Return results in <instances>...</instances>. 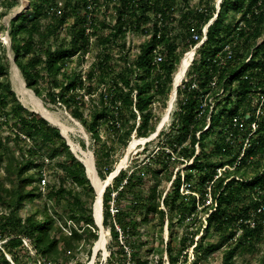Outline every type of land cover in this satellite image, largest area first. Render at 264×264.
Wrapping results in <instances>:
<instances>
[{"label": "trees", "instance_id": "1", "mask_svg": "<svg viewBox=\"0 0 264 264\" xmlns=\"http://www.w3.org/2000/svg\"><path fill=\"white\" fill-rule=\"evenodd\" d=\"M143 1L148 4L142 8L145 14L149 3ZM211 1L210 12L205 13L189 7V0H155L156 9L169 11L177 21L174 26L165 24L159 37L154 23L155 33L139 44L134 57L124 48L126 33L121 27L103 34L99 31L104 27L101 24L94 34L99 51L84 75L69 70V64L75 54L83 59L89 49L81 14L85 0H63L61 7L60 0H29V8L10 20V48L26 85L46 104L63 105L82 123L92 141L90 148L102 177L106 178L116 167L114 141L126 145L133 130L139 137L155 131L159 116L153 113V102L159 97L166 103L177 64L183 52L195 42L188 40L190 27L200 30L212 16L215 0ZM122 5L118 7L120 14L126 11ZM59 7L62 11L57 13ZM51 8L54 9L50 11L51 20L43 24L41 18ZM219 8L208 26L207 40L197 47L188 69L187 88L177 89L170 124L156 135V146H144L138 153L147 152L144 158H132L130 166L122 168L103 193V224L109 227L111 240H120L115 222L108 223V219L113 220L110 201L114 192L120 209L116 223L125 240L139 235L150 212L157 213L160 226L166 214L175 212L181 220L199 211L207 214L206 224L196 241V231H186L180 237L177 252H172L167 245L173 264L193 244L195 259L189 264H197L224 245L223 264H232L237 254L254 251L258 245H262L259 264H264V103L259 114H255L264 93V0H221ZM169 17L166 15L165 20ZM65 24L68 40L60 38ZM51 38L55 40L54 45ZM158 43L162 45L164 58L154 63L153 48ZM227 43H231L232 57L225 66H220L214 57ZM117 47L120 52L116 62ZM8 71L6 52L1 51L0 123L9 130L2 136L6 140L0 138V168L5 172V176L0 175V201L9 210L0 213V264H22L18 249H27L30 253L24 238H28L34 249V264L39 261L59 264L61 260V264H66L82 240L93 243L99 237L92 210L96 192L86 175L85 165L71 151L60 129L19 100L7 77ZM214 76L215 87L210 85ZM41 81L46 82L45 88L40 85ZM193 81L196 86L189 87ZM220 88L223 93L218 94ZM206 94L213 100L202 110ZM209 112V126L204 129ZM235 116L239 118L236 124L233 123ZM254 119L258 127L242 154ZM9 141L14 147L8 145ZM79 142L85 147L84 139ZM188 161L182 173L179 166ZM248 168L253 170L249 175ZM49 169L57 172L58 182L46 184L44 196L53 204H64L67 215H61L60 219L62 226L69 225L70 233L62 231L61 222L58 224L53 215L41 213L42 219H38V212L25 217L18 215L27 200L42 196L41 188L29 185L42 180ZM164 175L171 183L163 195L150 183ZM182 179L190 182L197 179L199 186L194 191L198 197L180 191ZM7 181L10 188L5 186ZM67 182L79 190L71 192ZM144 189L148 190L146 196L141 192ZM86 197L90 198L89 205ZM135 214H139V220ZM172 219L170 216L168 224ZM12 229L17 233L11 232ZM53 229L60 234H55ZM213 234L216 240L206 239ZM136 255L143 263L137 252ZM187 257L186 254L184 261Z\"/></svg>", "mask_w": 264, "mask_h": 264}, {"label": "rangeland", "instance_id": "2", "mask_svg": "<svg viewBox=\"0 0 264 264\" xmlns=\"http://www.w3.org/2000/svg\"><path fill=\"white\" fill-rule=\"evenodd\" d=\"M197 0H193V3H195ZM8 0H0V52L1 51H5L7 58H8V65H9V71H8V79L11 82L12 88L15 90L17 97L19 98V100L23 103V105L28 108L29 110L38 113L39 115H41L38 111H36L26 100L25 98L22 96V94L19 92L18 90V83L15 79L14 76V70L15 68L19 70L22 78L24 79L20 69L18 68V66L15 64L14 59V55L13 52L11 51L10 48V44H11V39H9V32H8V27L10 24V20L17 16L19 13H21L22 11H25L27 8H29L30 4H29V0H15V2H13L11 5H8ZM177 2H180V0H177ZM207 4H212L211 0H206ZM60 7L63 5V0H60L59 2ZM59 7V8H60ZM50 11L54 12V9L51 8V10H49V12L42 17V23L45 24L47 23L49 20H51V16L50 14H52ZM72 20V19H70ZM69 20V21H70ZM67 25L65 24L63 26V28L61 29L62 32H60V38H66V40L69 39V36L67 35L66 32V28ZM103 34H106L104 32H101ZM9 35V36H8ZM128 40H130V44H129V49H130V54L134 55L136 53V49L138 44H140V42H142L144 40V37L140 36L139 34H134V36L130 35L128 37ZM52 45L53 42H55V40H53V38L50 39ZM49 41L46 42V44ZM115 48V61L117 62L118 56H119V52L120 50ZM99 51V46H97L95 44V42L93 43V45L88 49V51H86V53L83 56V59L79 58L78 54H75L72 58V62L69 64V70H77L80 71L81 74L84 75V72L89 68V65H91V63L93 61H95V58L97 56V52ZM182 57V56H181ZM3 77L1 76L0 79H2ZM25 80V79H24ZM41 86H43V88H45L46 82L45 81H41ZM28 87V86H27ZM173 89V83L169 89V94L166 100V103H164V101L162 99H160L159 97H156L155 101L153 102V113L156 116H159V120L156 123V127L155 130L157 128V126L159 125V123L162 121L163 122V126H168L171 122V112L173 111V109L176 106L175 102H171L170 105V94H171V90ZM36 94V93H35ZM40 97V96H39ZM42 99V101L44 102V104L51 109L52 111H54L59 117L60 119H62L67 125L73 127V129H71L69 131V135L70 137L77 143L80 144L79 140L80 139H84L85 141V147H83L81 144V146L86 149V150H92L90 148V144L92 143V141L89 138V134L86 132H82V127H84L82 125V123L74 118L69 111L60 104H54V103H49L46 104L44 99L42 97H40ZM169 111V115L167 117L166 120L164 119V115L166 113H168ZM88 111L85 112V114H87ZM2 117L0 116V122ZM139 119V117H137V120ZM52 124V123H51ZM54 125V124H52ZM55 126V125H54ZM161 127V128H162ZM160 128V129H161ZM85 129V128H84ZM9 130V127H7L6 125H2L0 123V138L1 140H6L3 139L2 136H4V134H6ZM160 131V130H159ZM101 133L102 135L105 137V133H104V128L102 127L101 129ZM134 137H139L138 135H136L135 130L132 131L131 133V137L129 142L126 145H122L119 141H114L115 142V152H114V156L117 159L116 161V165L120 162V160L122 159V157L124 155H126L128 152V157L126 159V162L123 166V168H128L131 164V160L132 158L139 156L140 158H144L145 154L147 152H142L140 154H138L139 152H141V150L143 149L144 146H149L150 148H154L156 146V141L157 138L156 136H153L150 140H152L150 143L146 144V142H138L136 145H134L133 147H131V149L128 151L129 149V144L130 141L134 138ZM27 140V139H26ZM26 142V141H25ZM28 142V141H27ZM8 145L10 147H14V144L12 141L8 142ZM26 145V143H25ZM197 149L199 150V147H197ZM16 153H19V150L16 149ZM175 156H177V153H174ZM185 162L183 164H181L179 166L181 172L183 173L184 170V166L189 163ZM97 169V168H96ZM176 169H178V167H176ZM175 169V170H176ZM248 175L252 173V169L248 168ZM98 172V170H97ZM99 174V173H98ZM0 175L1 176H5V172L3 167L0 168ZM99 176L102 179H106L104 177H102L100 174ZM44 178H45V183L42 182V180L40 181H35L33 182L31 185H29V187H39L42 189V196L40 197H36L33 200H27L25 202V204L19 209L18 211V215L25 217L26 215L33 213V212H38L37 217L38 219H42L41 213H46V214H50L55 216V218L57 219V222L62 228V231H65L66 226H62V221L60 219L61 215H67L66 214V210H65V206L64 204H53L51 201L47 200L46 197L44 196V192L45 190V186L46 184H53V183H57V172L53 169H49L47 171H45L44 174ZM170 183L171 180H168L167 177L164 175L162 176V178L157 181V180H151V186L155 187L157 192H162L163 195L165 194V192L167 191V189L170 187ZM192 186L191 187V193L195 194L197 197L199 196L198 192L194 191V188L196 189L199 186V183L197 181V179H194L191 181ZM111 184V183H110ZM5 186L6 188H10V183L9 181L5 182ZM67 186L69 188V190L71 192H75L77 190H79L78 186H75L72 183L67 182ZM143 192V196H146L148 194V190L144 189ZM86 203L89 205L90 204V198L86 197ZM159 200H162V196L159 198ZM64 201H66V198L64 197ZM211 201V198H208V202ZM122 203L125 202V199L121 200ZM161 207L165 208V210L167 209L165 205H163L161 203ZM201 206L198 207L199 210H201ZM9 210V208L7 206H5L3 203H1L0 201V213L1 212H7ZM103 210H104V206H103ZM148 221L143 223L141 225L140 228V233L139 235L133 236L130 238V240H135V248H136V252L137 254H139L141 260L146 258L148 259V256L150 255V253H159L162 250V240H168V244L169 247H171L172 252H177L180 246V237L182 235H184L186 233V231L188 233L193 231H196V233L194 234V240L196 241L199 237V235L202 233L203 228L206 224V220L205 217L207 214H205L202 211H199L197 214H190L186 219H179L178 214L171 213L170 215L166 214L165 215V221L163 222L162 226H160V220L158 218L157 213L153 214V213H148ZM136 219L139 220L140 216L139 214H135ZM172 217V221L170 224H168V219L169 217ZM60 220V221H59ZM111 221H113L111 218L108 219V223H111ZM202 223V224H200ZM67 224H70V222H68ZM104 225V224H103ZM69 227V225H68ZM105 229L108 230L107 233V240H111V231L109 229L108 226L104 225ZM198 227V229H197ZM55 228V227H54ZM54 230V229H53ZM99 231V229H98ZM8 231H5V234H7ZM11 232H15L17 233V230L15 231V229H12ZM55 234H60V232L55 229L54 230ZM217 236L216 234L210 235L208 236L206 239L207 240H216ZM26 241L29 243L28 238ZM25 242V241H24ZM95 242L93 243H89L86 240H82L78 246L76 247V249L72 250L71 253H74V257L71 258L69 261H67L66 264H86L88 261H90L92 259V254H93V247H94ZM114 244V243H113ZM262 245H258V247L256 248V250L254 251H247L241 254H237L233 260L232 264H259L260 263V258H261V254H262ZM194 244L191 245L190 247H187L188 249L186 250L188 253V256L190 257V259L187 262H192L195 259V251L193 249ZM27 248L30 250V253L27 252V249H18L17 254L19 257V261L22 264H34L35 260L34 258V249L33 247L30 248L27 245ZM226 248V245L221 246L220 248H217L216 250H214L213 252H211L207 258L205 259H201L197 264H223L222 263V255H223V250ZM68 255H71L70 253H67ZM118 255H119V250H118ZM9 258H11V255H9ZM143 258V259H142ZM12 260V259H11ZM63 260L59 261L61 264ZM189 264V263H187Z\"/></svg>", "mask_w": 264, "mask_h": 264}, {"label": "built area", "instance_id": "3", "mask_svg": "<svg viewBox=\"0 0 264 264\" xmlns=\"http://www.w3.org/2000/svg\"><path fill=\"white\" fill-rule=\"evenodd\" d=\"M149 3V8L146 9L145 14L142 11V8L148 6L146 2L143 0H125L122 2V0H85V2L82 5L81 8V14L82 19L84 21V27H85V34L89 37V48L93 45L95 42L94 34L97 27H100L101 24H104V27L102 29H99L100 33L104 32L106 34H110L113 31H116V29L120 26L121 30L126 33V42H125V49L129 50V44L130 40H128V37L130 35L134 36V34H139L140 36L144 37V39L150 38L154 33V23L157 27L156 36H161L162 28L165 24L173 25L177 21L173 16H171L169 11H164L161 9H156L155 0H147ZM162 1V0H161ZM200 1L197 0L195 3H193V0H189V7H193L198 9L199 11L209 13L210 8L207 4L206 0L202 1V3H199ZM221 0H215L214 1V7L215 10L212 12V16L201 25V29L198 30L194 26L190 27V38L188 40H195L193 44L190 45V47L185 50L182 54V57L180 60H182L183 56H185L188 52L191 51V55L189 56V63L186 66L184 75L180 82L176 84V90H175V97L173 102L176 103V95H177V89L178 87H181L182 89L187 88V84L185 80L187 79V73L188 69L191 66L193 59L196 55V50L199 45L204 43L207 40V30L209 24L215 19L219 12V4ZM124 4V5H122ZM123 6L126 8L125 13L120 14L119 8L120 6ZM62 11L61 8L57 9V13H60ZM133 14V15H132ZM166 15L170 16V19L165 20ZM133 21L134 25H130L129 23ZM240 22L239 24H241ZM136 25L139 26V29L136 27ZM141 43V42H140ZM120 47V46H118ZM117 47V49H119ZM116 49V50H117ZM139 49V44L136 49V53ZM179 49H181V46H179ZM131 55V57H134L136 55ZM232 57V46L231 43H227L220 51H218L215 55V60L220 66H225L228 62V59ZM164 58V53L162 51V45L158 43L153 48V61L154 63H158L162 61ZM179 60V62H180ZM179 62L177 64V68L179 65ZM216 76H214L211 81V86H216ZM174 81V76H173ZM196 82L193 81L189 87H195ZM136 91H134V97H135ZM218 94L223 93V88H220L217 92ZM213 98L209 96V94H206L204 97V102L202 105V110H204V107L208 102H211ZM264 103V93L261 97L260 103L256 108L255 114H259L261 105ZM212 107V105H211ZM139 117V115H138ZM210 121V112L207 116V124L205 125L204 129L209 126ZM239 121V118L235 116L233 118V123H237ZM242 125V124H241ZM258 127V121L256 119L252 120L251 122V132L246 137L244 141V146L242 148V154L244 152L245 147L249 145L248 139L250 135L256 130ZM199 133V132H198ZM224 169V168H223ZM219 171H221V168H219ZM42 182L45 183V178L42 179ZM192 183L190 181H186L182 179L180 191L183 194H186L191 191ZM115 193H113V198L110 201V209L113 216V221L116 224L117 229L119 230V239L120 240H106L104 248L98 249L96 252L92 254V260L93 264H173L170 258V254L168 251V240H162V250L159 253H150L148 256V259L146 258L141 260L139 254L138 257L142 262H139L137 260L136 255V248H135V240H125L122 231L118 224L116 223L117 220V213L119 212V207L116 205L115 200ZM264 209V206H263ZM253 223V222H252ZM65 230L70 233L69 227H64ZM27 239L24 238L25 244L28 245L30 248H32L30 242L28 243L26 241ZM114 243V244H113ZM190 247V246H189ZM186 250L188 248H185ZM183 250L182 253L179 255L177 261L174 264H187L190 262H187L190 257L188 256V253L186 250ZM31 250V249H30ZM119 250V255H118ZM187 254V260L184 261V258ZM39 264L41 262L39 261ZM46 264H52L51 261L46 262Z\"/></svg>", "mask_w": 264, "mask_h": 264}, {"label": "bare ground", "instance_id": "4", "mask_svg": "<svg viewBox=\"0 0 264 264\" xmlns=\"http://www.w3.org/2000/svg\"><path fill=\"white\" fill-rule=\"evenodd\" d=\"M191 55V51L188 52L185 56H183L182 60H180L178 68L176 72L174 73V81L173 86L178 84L180 80L182 79L186 66L189 63V56ZM14 76L18 83V90L22 94V96L25 98V100L40 114L44 115L46 118H48L52 124L59 126L61 131L68 137L69 142L71 143L72 149L77 153L79 156V159L85 164V167L87 168L88 174L94 184V189L96 192V197L93 203V214L96 222L99 226V237L95 241L94 244V252H96L98 249L104 248L106 240H107V233L108 230L105 229L103 225V203H102V193L104 186L107 182H109L111 175L114 174V172H111V175L106 179H102L98 172L96 171L94 160L92 157V154L89 150L84 149L79 143L75 142L69 135V131L73 129V127L67 125L60 117L51 109H49L42 99L37 96L34 91L27 87L25 84V80L22 78L20 72L18 69L15 68L14 70ZM175 97V91L174 87L171 90L170 94V104L173 103ZM168 117L167 113L164 115V119L166 120ZM163 124V122H162ZM153 136V135H152ZM151 136V137H152ZM148 139V136L146 137H134L129 144V149L136 145L138 142H146ZM129 153V152H128ZM128 153L122 157L120 162L117 164L118 166H124L126 159L128 157ZM86 264H93V260L91 259Z\"/></svg>", "mask_w": 264, "mask_h": 264}, {"label": "water", "instance_id": "5", "mask_svg": "<svg viewBox=\"0 0 264 264\" xmlns=\"http://www.w3.org/2000/svg\"><path fill=\"white\" fill-rule=\"evenodd\" d=\"M9 36V35H8ZM9 39H10V36H9ZM14 60V59H13ZM15 61V60H14ZM16 64V63H15ZM17 65V64H16ZM25 84H26V82H25ZM174 87V91L176 90V87L177 86H173ZM28 88H30V87H28ZM30 89H32V88H30ZM33 90V89H32ZM34 91V90H33ZM35 93V92H34ZM37 95V94H36ZM38 96V95H37ZM171 105V104H170ZM168 115H169V111H168V113H167ZM41 116H43L44 118H46L44 115H42L41 114ZM50 123H51V121L48 119V118H46ZM162 121L159 123V125L157 126V128H156V130L154 131V132H152L149 136H148V139L147 140H150L153 136H156L157 134H158V132H159V130H160V128L162 127ZM55 126H57V125H55ZM58 128H59V126H57ZM60 129V128H59ZM82 132H85V129H84V127H82V130H81ZM60 133L62 134V136L66 139V142H67V144H69V146H70V149H71V151L74 153V155L79 159V156L77 155V153L72 149V146H71V143L69 142V140H68V137L61 131V129H60ZM153 135V136H152ZM152 136V137H151ZM90 152H91V154H92V157H93V160H94V164H95V156H94V153H93V150H90ZM80 160V159H79ZM81 161V160H80ZM82 162V161H81ZM83 163V162H82ZM84 164V163H83ZM85 165V164H84ZM86 168V167H85ZM95 168H96V166H95ZM123 168V166H118V165H116V167H115V169L113 170V172H114V174L113 175H111V173L107 176V178L111 175V178H110V180H109V182H107L106 184H105V186H104V189H103V193H104V190H105V188L112 182V180H113V178L119 173V171L121 170ZM86 170V175L88 176V178H89V180H90V183L93 185V187H94V184H93V182H92V180H91V178H90V176H89V174H88V171H87V168L85 169ZM96 171H97V169H96ZM103 193H102V203H103ZM93 216H94V214H93ZM95 219V218H94ZM95 223H96V225L98 226V223L96 222V220H95ZM98 228H99V226H98Z\"/></svg>", "mask_w": 264, "mask_h": 264}]
</instances>
